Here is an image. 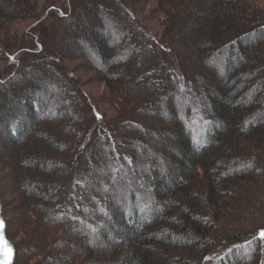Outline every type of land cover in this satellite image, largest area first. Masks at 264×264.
Masks as SVG:
<instances>
[{
	"label": "trees",
	"instance_id": "trees-1",
	"mask_svg": "<svg viewBox=\"0 0 264 264\" xmlns=\"http://www.w3.org/2000/svg\"><path fill=\"white\" fill-rule=\"evenodd\" d=\"M156 1L173 26L164 47L174 64L160 60L154 46L142 38V34H135L133 43H125L124 37L118 50L120 55H114L116 48L101 43V36L95 34L102 32L107 22L101 19L106 9L98 10L96 3L92 4L93 10L87 9L95 20L87 24V32L78 29L81 17L78 12L83 8L76 9L74 22L67 23V27L79 35L77 39L71 38V31L66 28L62 31L67 41L73 39L76 44L84 42L82 37L96 41L95 51L104 63L100 71L102 79L114 90L125 89L130 98L128 103L138 105L133 110L138 115L137 120L131 122L143 131L126 132L121 138L123 150L111 154L125 158L131 166L142 162L143 167L149 162L153 170L149 181L144 183L145 190L142 185L130 188L122 201L108 197L111 202L109 205L104 202L106 205L102 209L105 216L97 218L101 221L88 222L78 214L69 219L68 212L62 216L58 214L65 205L64 181L69 179L74 157L84 139L83 115L75 110L71 114L74 123L69 127L63 125L65 132L50 130L45 127L47 123H54L46 116L50 110H44L42 101L43 106L39 107L36 98L41 93L38 94L39 90L33 92L34 87L29 84L36 83L40 73H46L39 83L43 85L39 87L41 92L45 91V84L57 83L62 88L66 86L65 81L52 77L47 69L52 64L45 67L44 63L38 69H33L35 64H32L17 74L0 77V87L6 84V88L0 90V104L3 102L0 105V136L10 152L6 154V167L16 174L13 185L9 183L10 186L5 187L0 183V224L4 225L2 230L9 238L7 218L11 217L16 230L22 233L15 243L10 238L16 264H28V255L39 253L42 255L39 264H264V239L258 235L264 230V217L244 231H239L241 225L236 224L229 232L219 221L221 217L226 218L223 217L225 213L229 215L231 208L228 206L234 208L239 218L249 213L264 214V6L249 0ZM119 3L118 11L115 7L107 9L112 16L109 31L120 33L129 27L122 13L133 22V27L142 30V26H136L135 14L125 5V0ZM33 9L31 0H0V20L30 17ZM0 26L4 30V22H0ZM186 31L189 35L181 37L180 33ZM191 33L194 39L188 44ZM2 35L0 58L9 59L11 54L5 51L11 48L6 40L12 37L6 31ZM254 39L258 46L250 58L249 44ZM49 46L58 53L63 52L56 43L49 42ZM223 54L226 58L220 68L216 62ZM111 57L120 58L115 64L122 69L105 62L104 59ZM205 66H209L210 75L203 76ZM11 77L14 80L9 85L6 82ZM197 80L210 86L213 83L214 96L207 95L210 88L205 85V94L198 102L203 110H190L178 116L177 99L200 96ZM154 84L160 91L155 90ZM190 85L192 95L179 97L176 94L180 88L184 90ZM163 96H167L166 102L158 103ZM23 107L24 111L20 109ZM159 107L167 108L173 117L167 121L160 118ZM126 116L127 112L121 115L122 118ZM68 133L74 136V141H70ZM155 135H172L173 147L185 160L179 159L181 155L176 151L164 154L165 149L157 156L156 150L151 148L148 155L154 153L153 157L141 156L135 145L144 137ZM100 138L110 137L100 134ZM129 143H135L134 147ZM253 147L258 153L253 152ZM99 155L94 146L92 163L85 177L72 186L68 200L75 201L76 207L85 199L83 192H96L100 185L97 177L90 187L84 188L98 162H104V169L97 168V176L107 174L108 163L98 158ZM156 156L159 160L153 161ZM117 161V169H120L123 163ZM163 171L172 178L169 184L161 176ZM131 173H128L130 178ZM136 179L132 183L136 184ZM236 186L240 191L248 189L250 197L242 204L236 199L239 194L233 189ZM10 187L17 192V198H9L11 209L8 210L3 198ZM80 226H88L91 232H104L99 237L105 240L106 246L94 245L93 240L83 237Z\"/></svg>",
	"mask_w": 264,
	"mask_h": 264
},
{
	"label": "rangeland",
	"instance_id": "rangeland-1",
	"mask_svg": "<svg viewBox=\"0 0 264 264\" xmlns=\"http://www.w3.org/2000/svg\"><path fill=\"white\" fill-rule=\"evenodd\" d=\"M249 1H252L261 7L264 6V0ZM31 3L34 6V16L32 15L30 17L15 19L11 21L0 20V22H4V30H2V27L0 26V40H2L3 38V32L6 31L10 34L12 38L11 40H6V44L8 43L11 49H6L5 52L10 53V57L14 58L12 59V61L7 58H0V77H8L10 75H14L15 73L17 74L23 67L31 66L32 64H35L33 66V69H38L40 68L41 64L44 63L42 64V66L45 67L46 65L48 66V64H52L50 65L52 67H47V69H50L49 71L50 73H52V77H54L55 79L59 77L61 81L66 82H64L66 86L64 85L65 87H62L63 89L60 88L57 83L45 84V91L41 92V89H39V87L43 88V85L39 83H42V77L46 73H40V76L37 77V82L34 84H29V86L34 87L32 88L33 92L39 90L38 94L41 93V95H37L38 97L36 98V100L39 101V107H42L44 104V110H50V112L46 114V116H48L47 118H50L51 121H54V123L45 124V127L48 126L47 128H50V130H53L54 132H65L63 125H65V127H69V125H72L74 123L71 114H73L75 110L76 112H78V110L81 111L83 115V125L85 126L84 139L82 141V146L74 157V162L69 179L64 181V190L62 197L65 205L63 204L64 206L58 210V214L62 216L64 215V213L68 212L67 217L69 219H71L72 216L74 217V215L78 214L82 215L83 218L88 222L96 221L99 216H105L102 209L106 204L109 205V203L111 202L108 197H111L112 200L121 199L122 201L124 198H126L128 189L133 187L139 188L141 185V187H143L142 189H144V183H147L149 181L151 174H153V170L150 167L149 162H143V167L141 165L142 162L137 164V166L136 163L131 166L130 164L127 165L128 163L125 158H122L121 156L117 157V155L113 156L111 154L112 152H117L118 149H120L121 151L123 150L124 144L121 143V138L126 134V132L132 130L131 132L133 133H141L143 131V129L138 127V125L134 126L136 125V123L134 124L131 122L137 120L138 115H136L133 110H135L138 105L135 107V104L128 103L130 98L128 96V92L125 89L120 91L119 88L117 90L114 87V90L112 87H108L106 85V82L102 79L100 71L103 68L104 63H101V58L98 57L95 51V46L97 45L96 41H92V38L90 37H82L84 39V42L82 44L74 43L75 41H73V39L67 41V39L62 34V31L64 30L63 28H66L65 30L69 32L71 31V38H74V40H76L77 36L79 35L75 33L74 30H70V28L67 27V23L74 22V15L77 14L75 10L83 8L81 12H78L79 14H81V17L78 21V29L87 32V24L91 21L95 22L94 19H91L92 16L90 15V13H88L87 9H89L90 11L91 9L93 10L94 7L92 8V4L96 3L95 5L98 10H100V8L102 10L103 8L106 9V12L103 13L101 19L103 18L107 22L104 23V30L102 32L97 31L95 32V34L101 36V43L103 42L106 45H111L116 48V51L113 52V54L115 53L114 55H116V53L119 54L118 50H120V43L124 37L125 39L123 41L125 43L127 41L133 43L135 40V34H142V38H146V40H148L147 42L154 46L155 52L160 60L164 59L166 62H173L174 64V60L171 59V56L167 53L164 47L168 42V35L170 34L173 26L170 23L168 16H166L162 12V6L156 0H125V5L129 6L135 14V20L137 22L136 26L138 27L137 24H139L140 26H142V30L133 27V22L128 19L125 13H122V17L126 20L129 27L123 31H120V33L109 31L110 27L112 26V16L110 17V14L107 10L115 7V10L118 11V8L116 6L118 5L120 8L119 0H31ZM122 4L124 5V3ZM60 8H62L61 12L59 11ZM63 14H67L68 16L64 17ZM76 17L77 16H75V18ZM56 27H58V33L55 32ZM191 34L192 36L187 39L188 44H191L194 39L193 33ZM180 35H182L181 37H187V35L189 34L188 31H186L183 32V34L181 32ZM253 37L254 36H251V38ZM143 41L146 42L145 39ZM254 41L255 39L251 42V44H249L251 49L248 51V56L250 58H252L251 52H254L256 46H258V44H255ZM49 42L50 44L56 43L57 45H59L63 52L58 53L56 52V50H52L49 46ZM136 42L139 43L140 40H136ZM13 44L15 46H13ZM136 49L137 48L135 46V50ZM64 51H70L73 52V54L65 53ZM70 54L77 55L69 57ZM140 56L141 55H139V57ZM225 58L226 54H223L222 57L218 58V62L216 63H218L219 67L224 63L223 59ZM42 59L44 61H42ZM104 60L106 63L115 64L120 61V58L116 60L115 57H111L110 59L106 58ZM237 61H240V59H237ZM117 67L122 69L120 65H118ZM205 67H207V69L204 70L203 76L210 75V70L208 68L209 66ZM24 77H26V75ZM13 80L14 78L11 77L6 83H9L10 85V83L12 84ZM197 82L201 93H199L200 96L197 95L196 98L184 95H192V85L184 90L180 88L181 91L177 89L178 91L176 94L179 97L182 95L185 96L183 97V100L177 99V104H179V108H177L178 116H181L184 112L186 113V111L190 112V110L193 112L203 110L199 106L198 102L201 100V95L205 94L203 89L205 85L206 87H208V89L210 88V90L207 92V95H209V97L211 98L214 96L215 89L213 83L212 86H210L209 83L204 84L205 82L202 83V81L199 82L198 80ZM3 88H6V84H4L3 87H0V90ZM154 88L155 90L160 91V87H158L157 84H154ZM76 100L77 103H75ZM166 100L167 96H163V98L161 97L158 100V103L166 102ZM41 101L43 102V104L41 103ZM2 103L0 105H2ZM194 105H196L197 107H193ZM20 109L24 111L25 107ZM158 110L162 113V116H158L165 119L166 121L170 120L173 117V114L168 111L167 108L160 109L159 107ZM126 112L127 116L124 118L128 117V119H124L121 117V115ZM121 118L123 119V121L121 120ZM41 122L42 121L37 123ZM67 132L68 129L66 130V134ZM100 134H107L110 138L104 140V138H100ZM155 136L156 137L153 138L144 137L141 143H137L135 145L137 149L141 151V156L143 155L151 157L152 155L153 157L154 153H150V155H148L151 148L156 150V155L159 154V151L163 149H165L164 154H168L169 150H172L181 155V152L175 150V147H173L172 145V140L170 138L172 135ZM137 137L138 136H136V138ZM69 138L70 141H74V136L72 134H70ZM134 144L129 143L131 147H134ZM94 146H97V153L100 154L98 158L102 160L105 159L104 161H107L108 163L107 174L105 177L101 175V173V176H97L99 175L97 168L104 169L102 168L104 162H98L96 169L92 171V175L88 179V181H86L84 188L90 187L94 182L93 180H95L97 177L100 178V185L96 189V192H88L87 194L86 192H83L85 194V199L80 200L79 205L76 207L77 203H75V201H69L68 196L72 194V186L74 185V183L76 181L82 180L85 177V174L88 171L90 164L92 163L91 155L92 152H94ZM168 146H170V149L168 148ZM258 148L259 152L261 147L258 146ZM252 149H254L253 152L257 151V149L254 147ZM9 153L10 152L7 149V143H4L0 136V183L5 187L7 184L8 186H10L9 183L13 185L16 181L15 172H11V169L6 167V154ZM260 154H262L261 151ZM157 156L155 157V159H153V161L158 159ZM179 159L184 161V155H181ZM117 160L123 163L120 169H117L119 166ZM159 164L160 163L158 162L156 163L157 166H160ZM115 172H118L116 175L117 177L114 176ZM129 172H132L131 178L129 176L130 174H128ZM161 174L163 180L169 184L172 178L169 175L166 176L165 171H163ZM136 177L137 185L132 183L135 181ZM246 186L249 188L251 187L249 184H246ZM233 189L236 190L237 193H239L236 195V199L241 204L247 201L250 197V195L247 193L248 189L246 188L245 191H243L244 189H241L240 191L238 189V186L234 187ZM16 193L17 192L12 187L8 188V191H5L4 193L3 201L5 208L7 206L8 210L11 209V201L8 200L9 198H14V200H16ZM104 202L106 204H104ZM90 204L94 205V208H92ZM73 207H75L76 210H73ZM112 208L114 209L113 206ZM228 208H231L228 211L229 215H226L227 213H225L223 217L226 218L221 217L219 219V221L223 222L222 224L226 225L225 227L228 229L230 227L236 226L237 224L238 226L241 225L239 231L250 230L264 217L263 213L257 212L256 214H243L242 217L239 218L234 213L235 211L232 206H228ZM118 211L119 210L117 209L116 212L119 213ZM8 213L7 215H9ZM8 218L7 221L9 224L7 229L9 232H7L10 236L9 238L8 236H6V232L2 230V226L4 227V225L2 223L0 224V264H5L6 261H8L9 264H16L13 258L14 256L11 239L15 243V239L18 241L22 237V233L17 231L16 227H14L12 218ZM108 218L110 217L108 216ZM236 221L238 222L235 223ZM59 223L61 224L62 221ZM79 225L80 224H77V226ZM87 227L80 226L82 232L81 234L83 235V237H85L87 240H93L94 245L106 246V243L104 242L105 240L99 237L101 236L100 234L104 232H91ZM233 230L234 229L231 228L227 231L232 232ZM113 243L114 241H111V244ZM5 244L8 248L11 249L10 257H8L5 253ZM28 257V264H39L42 260V255L40 253L35 255H28Z\"/></svg>",
	"mask_w": 264,
	"mask_h": 264
},
{
	"label": "snow or ice",
	"instance_id": "snow-or-ice-1",
	"mask_svg": "<svg viewBox=\"0 0 264 264\" xmlns=\"http://www.w3.org/2000/svg\"><path fill=\"white\" fill-rule=\"evenodd\" d=\"M9 59H14V58L9 57ZM259 236H260L261 239H264V230H262V231L259 233ZM4 247H5V253H6V255H7L8 257H10V255H11V249L8 248L6 244H5ZM206 259H207V258H206ZM5 264H9V262L6 261Z\"/></svg>",
	"mask_w": 264,
	"mask_h": 264
}]
</instances>
